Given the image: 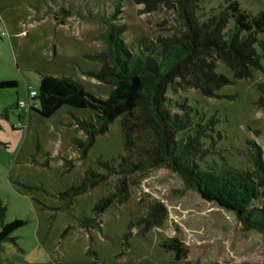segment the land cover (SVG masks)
Here are the masks:
<instances>
[{
    "label": "rangeland",
    "instance_id": "rangeland-1",
    "mask_svg": "<svg viewBox=\"0 0 264 264\" xmlns=\"http://www.w3.org/2000/svg\"><path fill=\"white\" fill-rule=\"evenodd\" d=\"M2 2L0 81L15 80L17 86L0 89V229L1 222L15 219L23 225L12 232L13 240L1 242L0 264H263L264 234L245 229L234 212L202 198L167 167L135 175L127 200H113L96 214V202L117 183V175L107 174L96 160L124 152L121 116L78 158L72 139L85 135L71 123L73 117L92 115L90 109L64 105L44 118L26 106L15 108L18 100H25L26 87L37 91L42 73L70 75L105 98L109 86L91 75L100 63L87 55L106 48L99 36L107 29L106 19L116 15L112 23L124 25L121 38L136 49L141 38L148 44L158 34L172 33L178 26L172 9L160 4L141 12L142 4L132 0ZM238 2L249 13L264 11V0ZM221 4L224 0L203 1L205 11H217ZM258 38L264 43V31ZM258 51L262 68L253 69L247 79L234 78L229 67L217 62L216 70L230 83L213 96L195 88L168 92L174 101L192 106L196 117L214 119L213 138L207 142L214 140L215 148L208 147L214 150L209 158L249 171L254 155L264 164V93L258 89L264 82V49ZM153 54L159 57L157 51ZM88 168L105 177L86 191L66 195ZM157 202L166 212L162 225L142 231L138 215H146ZM168 237L182 242L185 258L176 261L162 247Z\"/></svg>",
    "mask_w": 264,
    "mask_h": 264
},
{
    "label": "trees",
    "instance_id": "trees-1",
    "mask_svg": "<svg viewBox=\"0 0 264 264\" xmlns=\"http://www.w3.org/2000/svg\"><path fill=\"white\" fill-rule=\"evenodd\" d=\"M132 1L142 4L141 12L153 11L160 4L172 9L178 26L171 34H158L148 44L141 38L134 49L121 38L124 25H115L112 19L116 15L109 16L107 29L99 35L106 48L87 55L100 63L99 70L91 75L110 86L107 96L101 98L85 90L72 76L41 74L37 94L32 98L38 106L32 104L29 110L50 118L64 105L90 109L92 115L73 117L71 123L85 135L84 139H72L78 158L86 154L97 135L107 131L110 122L121 116L124 152L118 158L96 160L107 174L117 175L115 190L94 205L96 214L113 200L126 201L129 185L136 183L135 175L167 167L180 174L185 185L195 188L202 198L234 212L245 229L264 234V164L254 155V169L249 171L220 165L209 158L214 151L209 148H215L214 140L207 142L213 138L214 119L196 117L192 106L178 103L168 95L169 91L195 88L205 96H213L230 83L216 70L217 62L229 67L236 79L250 78L253 69L262 68L258 49H264V43L258 35L264 31V11L249 13L238 0H224L217 11H205L204 0ZM116 12H120L118 7ZM155 51L159 57L154 56ZM16 86L15 80L0 81V89ZM258 89L264 93V82L259 83ZM262 100L263 96L258 102ZM104 177L88 168L65 193L74 196ZM148 210L136 219L143 224L142 231L161 226L166 217L158 202ZM22 225L21 219L1 222L0 244L13 240L12 232ZM162 247L172 251L176 261L186 256V248L175 237L163 240Z\"/></svg>",
    "mask_w": 264,
    "mask_h": 264
},
{
    "label": "built area",
    "instance_id": "built-area-1",
    "mask_svg": "<svg viewBox=\"0 0 264 264\" xmlns=\"http://www.w3.org/2000/svg\"><path fill=\"white\" fill-rule=\"evenodd\" d=\"M0 30H2V19L0 17ZM37 94V91L36 90H29L27 92V100H20L18 101V106H27V107H30L33 103L31 102L32 98L35 97Z\"/></svg>",
    "mask_w": 264,
    "mask_h": 264
},
{
    "label": "crops",
    "instance_id": "crops-1",
    "mask_svg": "<svg viewBox=\"0 0 264 264\" xmlns=\"http://www.w3.org/2000/svg\"><path fill=\"white\" fill-rule=\"evenodd\" d=\"M3 0H0V10H3V9H5L4 8V2H2ZM1 32V31H0ZM100 51V50H99ZM42 74H44V73H42ZM41 75V74H40ZM53 75V74H52ZM55 76H60V75H55ZM70 76V75H69ZM97 83V82H96ZM103 83V82H102ZM104 84H106V83H104ZM106 85H108V84H106ZM109 86V85H108ZM109 89L107 90V94L109 93V90H110V86L108 87ZM29 90H31V89H29L28 87H26V97H25V100H27V92L29 91ZM34 90V89H33ZM88 91V90H87ZM90 92V91H89ZM93 93V92H92ZM98 96V95H97ZM21 100H23V99H21ZM18 101H20V100H18ZM31 102L33 103V104H35V100H31ZM15 105H17V109H18V104L16 103ZM27 107V106H26ZM27 109L29 110V108L27 107ZM4 112L6 111V109L5 110H3ZM18 118H20V114L18 115Z\"/></svg>",
    "mask_w": 264,
    "mask_h": 264
}]
</instances>
